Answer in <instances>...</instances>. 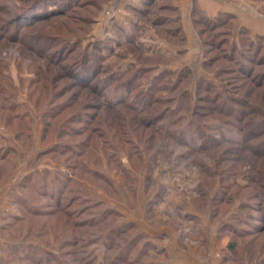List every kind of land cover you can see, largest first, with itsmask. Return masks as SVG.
I'll return each mask as SVG.
<instances>
[{"label":"rangeland","instance_id":"obj_1","mask_svg":"<svg viewBox=\"0 0 264 264\" xmlns=\"http://www.w3.org/2000/svg\"><path fill=\"white\" fill-rule=\"evenodd\" d=\"M227 1L0 0V264H264V0Z\"/></svg>","mask_w":264,"mask_h":264},{"label":"crops","instance_id":"obj_2","mask_svg":"<svg viewBox=\"0 0 264 264\" xmlns=\"http://www.w3.org/2000/svg\"><path fill=\"white\" fill-rule=\"evenodd\" d=\"M183 4V13L184 15L188 14L189 11L193 8L194 3H198L200 8L211 17H215L221 13H236L239 12L236 10L237 5L230 6L227 0H181Z\"/></svg>","mask_w":264,"mask_h":264},{"label":"trees","instance_id":"obj_3","mask_svg":"<svg viewBox=\"0 0 264 264\" xmlns=\"http://www.w3.org/2000/svg\"><path fill=\"white\" fill-rule=\"evenodd\" d=\"M28 14H29V13H28ZM28 14H27V15H28ZM29 17H30V18H33V17H35V16H32V17L29 16ZM29 17H27V19H30ZM247 115H248V114H247ZM248 116H249V115H248ZM247 125H248V129H250L249 127L252 128V126H254V123H252V122H248ZM255 125H256V124H255ZM263 129H264V127H263ZM256 150H257V149H255V151H256ZM261 179H262V178H261Z\"/></svg>","mask_w":264,"mask_h":264}]
</instances>
